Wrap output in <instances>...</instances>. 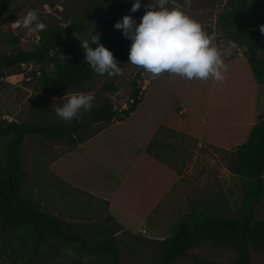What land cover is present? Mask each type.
<instances>
[{"label": "rangeland", "instance_id": "obj_1", "mask_svg": "<svg viewBox=\"0 0 264 264\" xmlns=\"http://www.w3.org/2000/svg\"><path fill=\"white\" fill-rule=\"evenodd\" d=\"M112 1L115 0H13L0 9V57L15 53L18 49L32 50L39 40L56 36L46 60L23 63L19 73L8 76H3L5 71L0 69V121H13L30 126L75 127L87 120L84 115L88 111L102 105L106 100L117 111L126 109L135 87L141 91V108L144 107L145 100H150L155 94L164 104L171 100L170 105L165 104L167 109L164 108V114L178 106L175 105L178 104L177 97L171 98L172 94H175L172 86L167 82L160 84L163 83V78L145 91L147 82L150 83L153 75L128 62L130 40L122 49V58L118 60L123 70L122 75L96 73L91 80L76 89L62 91L58 95L44 93L39 82L42 71L50 76L54 74L56 64L70 62L88 66L80 40L90 38L91 34L99 33L101 36L110 30L113 24L110 11ZM92 2L97 4V8L90 11L89 5ZM151 2L152 0H142L141 8L132 13L130 7L127 9V15L139 21L147 10L146 5ZM247 3L249 22L254 25L264 18V0H247ZM167 7L180 8L200 22L213 38L212 43L222 50H227V58L237 57L240 51L243 56H247L246 48L227 40L217 25L218 15L225 11V0H168ZM29 10H36L39 19L47 26L39 33H29L16 23ZM73 24L77 25L79 30L64 34V30ZM262 30L264 27L259 28L261 39L258 57L264 61ZM225 65L224 79L219 81H212V77L189 80L176 74L180 77L178 84H182L184 97L196 90V83L199 84L201 93L210 94L209 105L198 118L205 120V125L201 126L205 127L206 133L217 131L216 140L221 144H229V140L233 138L230 132L238 129L234 125L243 127L248 120L253 119L254 111L264 116V85L261 84L257 89L253 111L250 99L251 91L253 92L252 83L255 80L247 62L235 61L231 65L225 62ZM105 85H113L116 91L105 90ZM73 93H92V107L89 110L81 109L78 119L62 120L57 116L55 109ZM174 111L177 113L176 109ZM139 119L136 114L130 121ZM107 124L109 123L90 124L67 137L46 139L37 135L26 136L18 151L22 173L21 195L31 200L38 210L52 215L57 207L51 202L50 195L51 190L56 188L57 191L58 185L55 184L54 175L49 169L50 163L59 154L68 151L73 144L88 139ZM13 138V134L0 137V166H5L7 147ZM238 140L240 139H235L234 142H239ZM151 142L152 153L160 156L161 163L179 177L181 185V190L177 192L182 199L181 208L177 217L168 219L162 238L172 235L179 222L193 213L224 218L239 216L243 190L239 178L232 172L236 159L235 146L220 147L184 134L163 130L158 132ZM110 179L114 178L111 176ZM59 194L61 199L67 197L76 205L74 207H77L75 214L71 215L74 222L65 218L59 219L72 225L88 245L92 246L106 239L105 231L110 228L116 231L114 244L118 249L119 264L157 263L162 252L159 243L155 242L157 240L147 238L149 235L144 232L115 228L104 217L100 203L94 200L63 190H60ZM60 206L64 212L62 203ZM253 221H264V195L261 197V203L255 208ZM36 237V233L29 227L22 226L14 231L0 227V264H18L30 257L34 258L33 264H112L111 254L86 251L79 243L61 242L52 236L47 237L36 249ZM192 257L210 264H234L236 259L230 248L214 246L207 242L189 250L187 256L177 258L173 264H193ZM250 257L251 264H264V250L250 248Z\"/></svg>", "mask_w": 264, "mask_h": 264}, {"label": "trees", "instance_id": "obj_2", "mask_svg": "<svg viewBox=\"0 0 264 264\" xmlns=\"http://www.w3.org/2000/svg\"><path fill=\"white\" fill-rule=\"evenodd\" d=\"M13 0H0V9ZM131 7V0H115L111 2L110 11L113 20L110 30L100 36V42L114 54L118 61L122 58V49L126 47V39L120 30L113 25ZM97 8L95 2L90 3L89 10ZM217 25L221 33L231 43L239 44L247 50V64L259 85H264V61L258 57L259 42L261 39L260 27H264V18L256 24L249 22L247 0H225V11L218 15ZM79 30L75 24L64 30L70 34ZM56 36L47 40H39L36 47L31 49H18L15 53L0 57V69L4 75L19 73L21 64L38 63L47 59L53 47ZM95 48L96 45L92 44ZM96 73L91 67L77 62L56 64L53 75L44 71L39 76L40 86L48 95H58L62 91L78 88L91 80ZM103 88L115 92L116 87L105 85ZM126 109L117 111L109 101L88 111L86 121L72 126H44L29 125L17 122L0 121V137L13 134L14 138L8 144L5 166H0V227L4 230L14 231L19 227H29L36 233V249L47 237H54L61 242L79 243L81 248L90 252H102L112 255V264H119L118 249L114 244L113 229L105 231L107 238L95 245H88L86 240L70 224L63 223L59 218L38 210L31 200L21 195V162L18 154L21 145L28 135H37L42 138L72 136L76 131L87 128L90 124H104L123 121L135 110L141 101V91L134 88ZM175 132L161 127L160 131ZM180 134L178 132H175ZM150 142L145 151L154 159L161 162L157 153H152ZM235 163L232 172L242 184V202L239 216L224 218L220 216H201L190 214L187 219L179 222L177 230L169 237L155 241L161 247V254L156 264H173L179 258L187 256L188 251L201 243H211L214 246L228 247L235 253L234 264H251L250 248L264 250V221H253L255 208L261 203L264 195V116L256 115V123L252 126L246 141L235 147ZM14 254V253H13ZM17 254V252L15 253ZM34 258L18 264H33ZM193 264H210L196 257H192Z\"/></svg>", "mask_w": 264, "mask_h": 264}, {"label": "crops", "instance_id": "obj_3", "mask_svg": "<svg viewBox=\"0 0 264 264\" xmlns=\"http://www.w3.org/2000/svg\"><path fill=\"white\" fill-rule=\"evenodd\" d=\"M223 59L228 65L235 61L247 62L241 51L235 58L224 55ZM161 78L164 79L161 85L167 82L172 86L175 94L171 98L177 97L176 108L174 106L164 114L165 104L170 105L171 100L164 104L157 94L149 98L150 100H145L143 108L141 100L128 118L107 124L88 139L73 144L68 151L59 154L50 163L49 169L58 185L57 191L56 188L51 190L50 195L51 202L57 207L52 214L54 217L74 222L71 215L75 214L77 207L67 197L60 198V190H63L100 203L104 217L115 228L144 232L149 235L147 238L162 240L166 238L161 236L165 233L167 221L177 217L182 199L177 193L181 190L179 177L145 151L155 132L160 127H165L220 147H236L246 141L256 123L257 112L254 108L260 85L255 78L250 99L254 111L253 119L246 121L243 127L234 125L238 129L229 131L233 134L229 144L219 143L216 140L217 131L206 133L205 127L201 126L205 125V120L201 121L198 117L206 111L210 94L201 93L199 84L196 83V90L184 97L182 84H178L180 77L169 72L153 76L150 83L147 82L145 91ZM213 80L215 79L212 78ZM136 114L140 119L130 121ZM235 139L240 140L234 142ZM111 176L114 179H110Z\"/></svg>", "mask_w": 264, "mask_h": 264}, {"label": "clouds", "instance_id": "obj_4", "mask_svg": "<svg viewBox=\"0 0 264 264\" xmlns=\"http://www.w3.org/2000/svg\"><path fill=\"white\" fill-rule=\"evenodd\" d=\"M168 0H152L139 21L131 15H124L114 23L123 36L131 41L128 62L142 67L154 77L169 72L186 79H224L227 50L212 43V37L200 22L180 8L167 7ZM142 0H131L132 13L141 8ZM29 33H39L47 26L39 19L36 10H29L16 22ZM264 31V30H262ZM85 60L92 70L109 76L122 75L111 50L100 42V34H91L80 40ZM90 42L96 47L90 46ZM92 93H73L56 107L57 116L65 121L79 118L80 110L92 107Z\"/></svg>", "mask_w": 264, "mask_h": 264}, {"label": "built area", "instance_id": "obj_5", "mask_svg": "<svg viewBox=\"0 0 264 264\" xmlns=\"http://www.w3.org/2000/svg\"><path fill=\"white\" fill-rule=\"evenodd\" d=\"M130 102H132V101L130 100Z\"/></svg>", "mask_w": 264, "mask_h": 264}]
</instances>
